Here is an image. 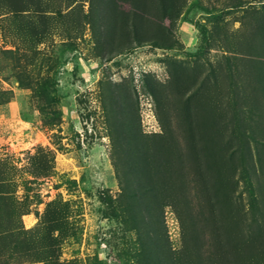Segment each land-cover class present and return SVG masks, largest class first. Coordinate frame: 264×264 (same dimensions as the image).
<instances>
[{
  "label": "rangeland",
  "instance_id": "rangeland-1",
  "mask_svg": "<svg viewBox=\"0 0 264 264\" xmlns=\"http://www.w3.org/2000/svg\"><path fill=\"white\" fill-rule=\"evenodd\" d=\"M0 264H264V0H0Z\"/></svg>",
  "mask_w": 264,
  "mask_h": 264
}]
</instances>
